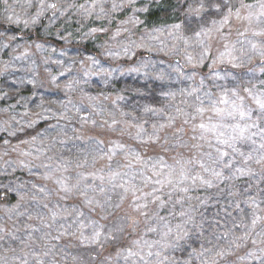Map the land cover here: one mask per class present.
I'll return each mask as SVG.
<instances>
[{"label":"clouds","instance_id":"1","mask_svg":"<svg viewBox=\"0 0 264 264\" xmlns=\"http://www.w3.org/2000/svg\"><path fill=\"white\" fill-rule=\"evenodd\" d=\"M0 264H264V0H0Z\"/></svg>","mask_w":264,"mask_h":264},{"label":"trees","instance_id":"2","mask_svg":"<svg viewBox=\"0 0 264 264\" xmlns=\"http://www.w3.org/2000/svg\"><path fill=\"white\" fill-rule=\"evenodd\" d=\"M2 196H7L8 194L6 192L0 193Z\"/></svg>","mask_w":264,"mask_h":264}]
</instances>
